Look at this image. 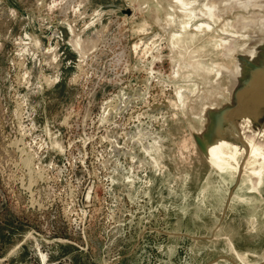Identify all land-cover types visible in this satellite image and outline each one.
<instances>
[{
    "label": "rangeland",
    "instance_id": "obj_1",
    "mask_svg": "<svg viewBox=\"0 0 264 264\" xmlns=\"http://www.w3.org/2000/svg\"><path fill=\"white\" fill-rule=\"evenodd\" d=\"M132 1L147 7L133 18ZM170 4L0 0V264H264V175L237 180L213 160L264 165L235 137L264 154V89L237 96L208 148L198 138L209 166L194 136L204 108L230 105L215 68L235 59L215 49L218 31L171 48L186 17ZM232 29L226 47L244 37Z\"/></svg>",
    "mask_w": 264,
    "mask_h": 264
},
{
    "label": "bare ground",
    "instance_id": "obj_2",
    "mask_svg": "<svg viewBox=\"0 0 264 264\" xmlns=\"http://www.w3.org/2000/svg\"><path fill=\"white\" fill-rule=\"evenodd\" d=\"M172 1L176 5V7L175 6H172L173 4H170L169 5L170 11L174 12L176 10V8L179 7L180 9L178 11L180 12V14H182V15H184L186 17V20L185 21H182L180 23L181 24V26L179 25V28H180L179 31L180 32L178 31V33L176 32V33H172V35L170 34L171 37H170V40H169V45H170L171 48L178 50L177 49V45H179V43H181L182 39L184 37H186V36H191V37L199 36L200 37V35H204L206 32L213 33V32H216L217 31V30H215L217 28V25L215 24V23H217V20L215 19L216 17H215L214 12H213V8L214 9H216V8L211 3L205 4V5L202 4L201 6H199V4L197 2H192V0H172ZM235 3H237L238 6H245L246 7V6H250L251 3L253 4V0H236ZM143 8H147V7L146 6L143 7L141 5L138 6L136 4V2H133V1L127 3V10L130 11V16L132 18L135 16V14L138 12V10H142ZM194 9H196V11H194ZM168 19H169V29H170V24L175 25V23H176L175 20L176 19L173 16H171V15L169 16ZM195 21H198V23H196ZM262 22L264 24V19L262 20ZM192 28L194 29L195 32L189 34L188 33L189 30H191ZM228 28L232 29V26H229V25H226L225 24L222 27H220V29H218V31L220 30V32L222 33V36L223 37L220 38V41L218 42L219 44H217V43L215 44L216 47H222V46H224V44L227 42V39L228 38H231L232 36H235L234 33H232V31H230ZM182 35H183V37H181ZM187 39H188V37H187ZM77 40L78 39H76L74 41V45H75V48L80 53L81 52L82 53H85L87 49L90 51L93 48V43L92 42L89 43L90 45L88 46V45H84L85 44L84 42H81L80 40L77 41ZM191 40H193V38ZM87 42H89V41H87ZM256 49H257L256 47L248 48L246 50V53L244 54V58L243 59H245V60L244 61H241V63H239V66L241 67V71H242V74H243L242 77L243 76L247 77L246 74L248 75V77H250V74H251V76H253L252 73L255 70V68L252 67V64L259 61V60H256V57H255V54H254L255 51H256ZM184 53H186V54L189 55L188 52H184ZM190 64L191 63L188 62L187 63V67H188V69H192L193 70V68H191ZM196 64H197L196 66H198V68L201 65L199 62H196ZM187 67H186V69H187ZM182 69H183V67H182ZM195 69H196V67H195ZM198 70H200V68ZM178 73L179 72H177V69H176V71H174V74L178 75ZM187 74L184 75V78H186L188 80V82H189V77L190 76L189 75L187 76ZM258 75L259 74L257 73V76ZM175 77L178 78V76H175ZM246 81L247 82H250V81L251 82H261V77L260 76H258V77L255 76V79L246 78ZM247 85H248V83L246 85H242L240 88L237 89V91H236V101H237V96L242 95V93H243V96H244V94H247V93H249V94L252 93V94L256 95V92L250 91L249 90V86H247ZM184 91H182L181 89H179L178 91H176L177 92V96H178V100L181 103H183V100L182 99H184L183 97H185L184 96L185 95ZM237 105L240 107L242 105V103L241 102H237ZM206 112L209 113L210 111L209 110H206ZM212 114H213V119H214L213 120V124H212L211 128L209 129L207 135L204 136L205 137L204 139L208 142L207 143L208 145L205 144L206 148H208L210 146L209 145L210 144L209 137H210L211 131H214L215 132V138H216V136L218 137L220 134L223 135V133H224V131L223 132H219V130H218L220 128V119L221 118H224L225 116H228V118H231L232 116H234V114H237V112H235L234 110H231L228 107H225L223 110L218 111V112H213ZM213 160H214L215 166L218 169H222V170L223 169H226L225 170V173H227V172L229 173V172L232 171L233 174H235V177H236L237 180H241V178L247 176V178H249L248 181H250V183L252 182V180L250 179V176L247 175L244 170L239 169V168H236V167H233V166H231L229 164H225L222 161H220L218 158H215ZM263 175H264V170H259V171L255 172V176H256V179H257L256 180L257 182L256 181L255 182L257 184H260V182H261V180L263 178ZM242 182H243V180H242ZM255 182H252V183H255ZM243 184H244V182H243ZM252 185H251V187H252ZM256 187H254V188H256ZM229 195H230V192H229Z\"/></svg>",
    "mask_w": 264,
    "mask_h": 264
},
{
    "label": "water",
    "instance_id": "obj_3",
    "mask_svg": "<svg viewBox=\"0 0 264 264\" xmlns=\"http://www.w3.org/2000/svg\"><path fill=\"white\" fill-rule=\"evenodd\" d=\"M192 2H197L199 4V6H201L202 4L205 5L208 3H213L216 6V9L218 10V11H216L217 18H219V21H217V24L220 23L221 19L226 18L227 17L226 15L235 14L236 18H237L235 23H232V21L229 20L228 22L224 23L223 25L227 24L229 26H233L236 29V31L238 33H240V35H244V37H245V38L233 39L232 42H230L227 47L222 46V47H216L215 48V49H220L223 56H226V57L234 56V59H235V63L232 65V68H229V67L222 65V64H220V65L217 64L216 68H215V69H219L218 72L216 71L217 77H222L224 75L230 81V86H229V88H227V92L229 93V97H230L229 98L230 99V105L229 104L223 105L221 107V109H218V110H223L225 107L233 108L234 105L236 104V91L242 85H246L248 83L247 86H249V90L253 91V92L257 91V89H256L257 84H258V87H260L261 89H264V24L262 22V20L264 19V6H261V7L258 6L257 7L255 5H253L252 3L250 4V6H246V7L245 6H238L237 3H235V2L233 3L231 0H192ZM251 12L252 13L255 12L257 14H255L254 17H250ZM124 13L126 15H130L129 10H125ZM238 25L240 26V28H238ZM252 27H254V28L256 27V29L254 31L248 32V30L250 31V29H252ZM229 30H233V29L229 28ZM218 33L220 35L218 38L215 39L216 43H218L220 41V38L223 37L220 30L218 31ZM239 42H241L242 44ZM257 42H259V43H257ZM255 43H257V44L255 45ZM234 44H237V45L234 46ZM251 47L257 48L254 54H255L256 60H259V61L252 64V67L255 68V70L252 73L253 76H251V74H250V77H248V75L246 74L247 77H245V76L242 77V75H243L242 71H239L236 68H237V66H239V63H241V61L245 60V59H243L244 54H245L246 50L248 48H251ZM235 49H238V51L234 55ZM257 73L259 74L258 76L261 77V82H257V84H255V87H254L253 82H251V81L247 82L246 78L255 79V76L258 77ZM238 97L240 98L241 102H243V106L245 105L244 100L251 98V97H247L246 95L243 96V93H242V95H239ZM262 100L264 101V99H262ZM205 109L206 108H204L203 116L207 119L208 125L206 126V129L203 133L197 134L196 136H194V141H195V145H196L199 153L203 157V159L206 161V163L209 166H211L212 165L211 161H209L207 159V157H206V155H205V153H204L203 149L201 148L199 141H198V138H202V137L204 138V136L208 133L210 127L213 124V120H214L213 114H210V113L208 114L207 112H205Z\"/></svg>",
    "mask_w": 264,
    "mask_h": 264
},
{
    "label": "flooded vegetation",
    "instance_id": "obj_4",
    "mask_svg": "<svg viewBox=\"0 0 264 264\" xmlns=\"http://www.w3.org/2000/svg\"><path fill=\"white\" fill-rule=\"evenodd\" d=\"M244 38V37H243ZM259 115V114H258ZM260 116H258V118H259ZM262 127H264V124L262 125ZM236 134H235V137L237 138L236 140L239 142V144H240V146H241V149L246 153V156L248 157V158H250V160H252V161H254V159H256V158H259V159H261L262 160V162H263V164H264V154L262 153V154H260V151H258L255 147L256 146H254L252 143H251V145H250V142H248V141H244L241 137L239 138L238 137V133L237 132H235ZM258 140H261L262 142H264V129H262L261 130V132L260 133H258ZM249 143V144H248ZM253 145V146H252ZM224 150H225V148H224ZM225 152H226V155L228 156V157H230L231 156V154L229 155V153L225 150ZM218 157V156H217ZM216 157V158H217ZM247 157H246V159H247ZM220 161H222L223 163H225V164H229V165H231V166H233V167H236V168H239V169H242L241 167H238L239 165H240V160H234V159H232V163H229V162H227V161H225V160H223V158H222V156L221 157H219L218 158ZM246 159H244V160H246ZM243 163V162H242ZM243 170V169H242ZM259 170H264V165L263 166H261L260 168H258L257 170H254L253 168H249V172H246L245 170V172H246V174L247 175H252V177H256L255 176V172H257V171H259ZM251 177V176H250Z\"/></svg>",
    "mask_w": 264,
    "mask_h": 264
}]
</instances>
